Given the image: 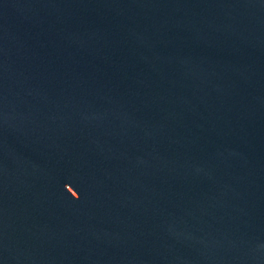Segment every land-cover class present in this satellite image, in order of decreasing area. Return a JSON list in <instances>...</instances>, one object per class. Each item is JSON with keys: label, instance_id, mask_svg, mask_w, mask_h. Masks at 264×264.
Instances as JSON below:
<instances>
[{"label": "water", "instance_id": "obj_1", "mask_svg": "<svg viewBox=\"0 0 264 264\" xmlns=\"http://www.w3.org/2000/svg\"><path fill=\"white\" fill-rule=\"evenodd\" d=\"M0 264H264V0H0Z\"/></svg>", "mask_w": 264, "mask_h": 264}]
</instances>
